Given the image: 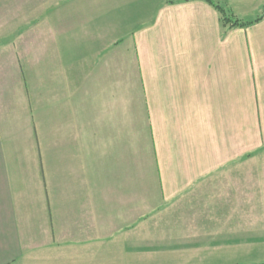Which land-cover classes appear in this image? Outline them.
Masks as SVG:
<instances>
[{
	"label": "crops",
	"instance_id": "crops-1",
	"mask_svg": "<svg viewBox=\"0 0 264 264\" xmlns=\"http://www.w3.org/2000/svg\"><path fill=\"white\" fill-rule=\"evenodd\" d=\"M7 1L3 0L1 8L17 10L30 8L32 2H47L48 9L64 11L47 21V30L53 26L55 33L60 27L59 35L63 33V49H57L58 35L48 33L50 58L63 62L57 71L66 76L61 79L63 86L59 83L53 85L54 92L46 91L52 68L31 66L23 71L20 63L28 55L19 48L25 40L19 35L16 47L6 48L11 52L15 48L14 56L20 57L13 71L15 79L7 76L5 81L4 75L0 79L7 92L0 100V117L15 120H9L6 127L0 120V130L8 132L14 125L17 146L20 122L15 123L28 117V133L23 135L22 129L21 143L25 144L18 152L34 151L33 145L37 147V139L45 132L51 137L48 147L57 155L48 154L47 167L49 175L53 174L49 202L74 199L69 214L58 212L68 234L74 226L86 231L90 227L102 248L112 234L136 225L135 152L125 142L127 154L120 159L119 145L121 136L134 139L137 105L148 133L146 174L159 186L160 224L163 220L164 225L172 224L173 214L165 210L174 203L184 209L196 200L232 199L236 180L247 178L248 155L264 149V18L224 32L216 10L202 0H15L11 6ZM42 37L37 33L28 38L39 42ZM36 73L42 76L40 83ZM53 103L56 108L49 113ZM89 137H111L112 142L104 148L90 146ZM40 165L34 159L0 160V204L20 191L23 195L16 198L22 196L21 200L29 202L35 188L25 182L35 178ZM103 165L112 176L100 173ZM69 166L61 178L60 170ZM68 174L74 180L72 188L84 198L68 191ZM139 185L141 189L145 182ZM211 185L224 186V192L207 193ZM105 198L112 211L127 218L119 230H106L111 235L107 239ZM86 199L93 203L88 206ZM77 201L81 205L78 214ZM183 217L182 224L188 221ZM208 217L218 218L216 210ZM180 220L177 217L173 226L182 225ZM47 224L37 209L25 206L8 212L0 208V257L6 258L0 264L12 262L23 244L44 246ZM16 230L27 231V240H21Z\"/></svg>",
	"mask_w": 264,
	"mask_h": 264
},
{
	"label": "rangeland",
	"instance_id": "rangeland-1",
	"mask_svg": "<svg viewBox=\"0 0 264 264\" xmlns=\"http://www.w3.org/2000/svg\"><path fill=\"white\" fill-rule=\"evenodd\" d=\"M215 1L242 22L252 21L264 11V0ZM2 2L3 0H0V33H2V35L0 34V74L2 72L0 79H2L3 75L5 81L7 76H10L12 80L15 79L13 71L20 63L17 60L20 57L16 58L14 56L15 48H13L12 52L11 49L7 50L6 48L16 47V39L20 35L25 40L23 44L19 43V48H23L25 55H28V58L20 63L22 66L24 65L23 71H28L27 68L31 66L52 68L54 70L49 75L50 82L45 86L46 91L48 88L53 90L54 86H58L59 83L63 86V80L61 79L66 76L63 77V74L57 73L59 65H63V62L58 57L50 58L48 48V44L51 43L48 41L49 33L52 37L58 35L55 38L59 39L57 49H63V33L59 35L60 31H62L60 27L55 33L53 26H50L47 30V21L53 19L57 13H63L64 11L56 8L48 9L46 6L47 2H44L45 5L32 2L29 3L30 8L24 7L16 10L11 7L5 10V8H1V5H4ZM14 2L15 0H8L6 5L11 6ZM33 4H36V6H33ZM37 33L43 34L44 37H42L41 41L38 42L37 39L28 38L31 34ZM47 54L49 57H47ZM30 75L32 76V74ZM132 75L134 77V74ZM37 77L40 83L42 76L38 74ZM11 85L13 84H4L6 87H11ZM76 86H78V82L75 84ZM3 89V85L0 84V100L5 98L6 95L4 97L3 95L7 93L6 89ZM60 90L63 92V87ZM50 92L52 93L54 90ZM15 96L12 94V97ZM42 105L45 106L44 104ZM49 105L47 108H49ZM54 108H56L55 103H53V108L49 110V113ZM141 109V106H136V122L139 124L135 128L134 139L131 140L129 136H121L119 145L121 150L120 159L127 154L126 145L123 148L125 142H128L130 149L135 152V178L137 180L136 225L132 222L134 226L130 227L128 231L112 234V238L107 239L111 235L107 234L106 230L110 228L112 231L119 230L122 225H125L124 221H127V218L118 215V211H112L110 202L105 198L104 227L105 239L107 240H105L102 248L98 247V244L101 243L99 240L95 243V233L91 231L89 226L87 231L81 227L74 226V232L67 233L61 218L58 217V212L60 211L65 216L69 214L74 201L73 198H63L57 204L49 202V190L53 174L49 175L47 167L48 154L54 157L57 153L52 146L48 147V138H51L48 133L45 132V135L39 137L37 139V147L33 145L34 151L28 153V150L27 152H18L19 149H23L21 144H25L21 143L25 131L28 133L26 130L29 122L27 116L22 117V121L18 120L15 123L16 126H18L19 122L21 123H19V145H14L15 136L18 135L17 129L12 128L14 125L9 128L8 132L5 128L0 130V160L30 162L34 159V161L41 163L40 168L37 166L35 178L30 180V183L28 181L25 182L30 187L33 185L35 190L39 188L38 194H34L35 190L32 188L33 197L27 203L25 200H21L22 196H17L16 198L18 194L23 195L21 191L15 195H9L3 200V204H0V208L8 212L17 209L22 210L25 206L37 209L38 214L42 213L44 220L48 223L45 231L44 246L34 248L32 243L23 244V248L19 249L14 260L9 264H264V149L248 158L247 178H243L240 181L236 180L237 186L235 185V187L237 191L231 194L232 199L220 201L210 199L204 201L196 200L190 202L184 209L183 206H177L174 203L169 209L165 210L166 213L172 212L173 215L171 217L174 223L172 221V224L167 226L164 225L163 220V224H160L161 213L160 209H158L160 205L159 186L156 184V179L151 175H147L149 171L147 172L145 166L150 157L146 149L148 146V133L146 128H144L143 122H140L142 121L141 117H143ZM0 120L2 126L4 124V127H6L7 122L9 120L14 121L15 117H7L4 120L3 114H1ZM92 123L95 126L96 123L94 121ZM122 124L123 122L121 126ZM111 142V137H89L90 146L97 145L104 148V145ZM37 148L38 151H35ZM89 155L94 157L92 159V162H94L95 156L92 151L89 152ZM9 170L12 173L15 171L14 169ZM69 170L70 166L66 170L61 169V178H64V173L69 172ZM98 170H100V167H98ZM106 170L103 165V172L100 173L105 177L112 176V171ZM16 171L19 172L20 170ZM39 171L40 175H38ZM121 171L123 170L121 169ZM67 178L69 183L67 185L69 186L68 191L73 196L78 195L84 198L85 196L82 193H77V188H72L74 180L69 174ZM140 182H145V187L143 186L140 189ZM224 189L225 187L222 185H211L207 193L224 192ZM206 197L210 198L207 195ZM86 201L88 206L93 203V199L90 201L86 199ZM80 206L77 201L75 208L77 214L80 211ZM49 208L52 211V216ZM215 210L218 218L208 217L210 214H214ZM181 216H184L182 220L184 218L188 220L183 223L184 225L180 220ZM177 217H179V222L182 225L173 226ZM207 219L209 221L208 224ZM108 220L112 224H108ZM16 233L21 240H27V231L16 230ZM108 241H110L109 244ZM213 243L215 244L214 246L212 245ZM142 247L150 248L151 250L146 253L136 250ZM2 259L6 258L0 257V261Z\"/></svg>",
	"mask_w": 264,
	"mask_h": 264
},
{
	"label": "trees",
	"instance_id": "trees-1",
	"mask_svg": "<svg viewBox=\"0 0 264 264\" xmlns=\"http://www.w3.org/2000/svg\"><path fill=\"white\" fill-rule=\"evenodd\" d=\"M206 2L208 5H210L213 9L216 10L219 16V23L220 27L223 29L224 32H227L234 28H246L252 24L260 22L264 18V11L263 13L258 16L256 19L248 22H242L235 18L234 15L228 13V11L225 10L224 7L220 6L215 0H202ZM252 154H249L247 159Z\"/></svg>",
	"mask_w": 264,
	"mask_h": 264
}]
</instances>
